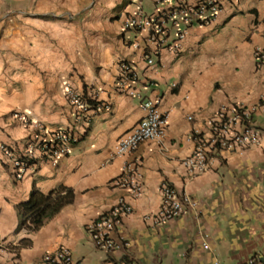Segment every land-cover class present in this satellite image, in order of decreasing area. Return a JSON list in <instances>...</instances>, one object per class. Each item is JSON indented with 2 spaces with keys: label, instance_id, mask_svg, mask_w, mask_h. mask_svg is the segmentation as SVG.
Instances as JSON below:
<instances>
[{
  "label": "crops",
  "instance_id": "obj_1",
  "mask_svg": "<svg viewBox=\"0 0 264 264\" xmlns=\"http://www.w3.org/2000/svg\"><path fill=\"white\" fill-rule=\"evenodd\" d=\"M157 0H0V146L21 155L31 128L12 118L25 113L49 134L70 130L77 140L53 166L39 150L37 169L17 181L0 151V239L10 251L1 264H38L65 247L80 264H264V115L255 118L262 144L243 152H221L211 170L190 175L183 161L196 149L195 132L211 136L210 122L223 106H251L264 98V0L228 2L210 26L193 27L178 53L163 51L149 67L146 34L124 31V20ZM134 44L140 48L135 49ZM134 64L142 98H160L167 116L163 142L146 141L135 154L115 155L119 139L143 118L141 98L117 89L119 64ZM151 84L150 87L146 85ZM70 85L92 91L111 111L77 121L65 94ZM192 117V120L189 118ZM139 159L144 184L133 197L114 182L123 167ZM174 186L197 203L178 218L156 226L147 216L162 203L161 188ZM73 191L44 226L21 227L18 206L34 190ZM133 213L122 219L114 238L126 253L95 248L88 226L120 198ZM205 236H208L205 239ZM208 245L209 249H205Z\"/></svg>",
  "mask_w": 264,
  "mask_h": 264
},
{
  "label": "built area",
  "instance_id": "obj_2",
  "mask_svg": "<svg viewBox=\"0 0 264 264\" xmlns=\"http://www.w3.org/2000/svg\"><path fill=\"white\" fill-rule=\"evenodd\" d=\"M230 1L237 2L238 0H157L156 8L152 12H146L138 7L124 20L123 29L146 34L147 46H154L155 51L152 52L147 47L144 60L149 67H155L157 63L154 56H160L163 51L178 53L189 31L195 26H210L225 4ZM133 46L135 49L140 48L139 44ZM255 55L257 60L264 61V47L257 48ZM146 86L150 87L151 84ZM140 87L141 78L136 66L130 62H121L117 89L125 97L141 98L140 104L145 115L134 128L119 139L115 151L117 157L135 154L139 146L146 141L161 143L167 135L168 119L161 111V99L142 98ZM65 94L77 121H88L94 113L103 110L111 111L109 105L97 101L96 94L92 91L79 92L67 85ZM263 115L264 98L251 106L242 104L223 106L210 122V138L207 139L199 132H195L196 149L190 157L183 161L187 172L194 176L210 171L212 160L221 152H243L249 148L261 146L263 131L255 124V118ZM12 118L27 128H31L28 144L21 155H16L9 146H0V151L17 181L23 180L29 172L37 169L35 151L42 152L53 166H57L61 159L70 154L77 141L70 130L62 129L49 134L42 123L31 119L25 113L16 112ZM189 120H192V117ZM140 163L139 159L127 163L121 175L114 182L136 198L144 193ZM161 193L160 209L145 218L152 220L156 226L169 223L183 214L185 210L197 207L194 200L181 194L170 184H164ZM132 213L131 204L122 197L114 208L91 223L88 230L95 248L105 253H126L128 244L115 240L114 235L122 219ZM207 238L208 236H205V239ZM205 249H209V246L206 245ZM8 251L10 247L0 239V255ZM38 264L80 263L74 259L68 248L62 247L53 253L45 254ZM119 264H136V262L132 259H122ZM249 264H255V261L250 260Z\"/></svg>",
  "mask_w": 264,
  "mask_h": 264
},
{
  "label": "trees",
  "instance_id": "obj_3",
  "mask_svg": "<svg viewBox=\"0 0 264 264\" xmlns=\"http://www.w3.org/2000/svg\"><path fill=\"white\" fill-rule=\"evenodd\" d=\"M73 199V191L64 187L47 195L34 190L29 201L18 206L22 217L21 227L31 233L39 231L46 220L57 215L64 206L72 203Z\"/></svg>",
  "mask_w": 264,
  "mask_h": 264
}]
</instances>
